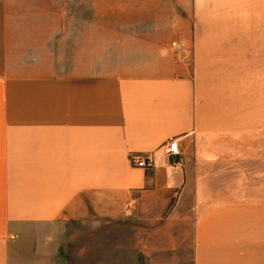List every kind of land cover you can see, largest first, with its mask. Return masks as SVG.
<instances>
[{"label": "crops", "instance_id": "1", "mask_svg": "<svg viewBox=\"0 0 264 264\" xmlns=\"http://www.w3.org/2000/svg\"><path fill=\"white\" fill-rule=\"evenodd\" d=\"M52 1L0 0V264H70L73 221L133 213L176 230L164 258L264 264V0H114L167 35L150 54Z\"/></svg>", "mask_w": 264, "mask_h": 264}, {"label": "rangeland", "instance_id": "2", "mask_svg": "<svg viewBox=\"0 0 264 264\" xmlns=\"http://www.w3.org/2000/svg\"><path fill=\"white\" fill-rule=\"evenodd\" d=\"M36 3L43 7V2ZM45 6L53 12L59 8L83 9L85 20L89 21L98 19L90 16L92 9L101 12L111 11L110 17H100L101 26L104 24V27H101L102 32L117 40H123L125 35L129 34L133 51L150 54L156 50L155 45L159 46L163 44V39H167V35L163 33L150 34L135 28L140 26L141 20L154 19L138 15L139 11L136 10L141 7L140 2H128L126 7L124 1L69 0L46 2ZM125 10L128 11L127 16H125ZM127 24L131 26H127ZM124 26L130 29V31L128 30L130 33L124 32ZM91 29L92 27L88 31L89 36L92 35ZM173 41L171 50L177 59V68L188 71L192 67L190 43L187 41L185 44H179L176 42L178 40ZM174 232L176 230L170 224H149L141 221L134 213L120 220H95L94 218L73 221L71 224L70 264H160L162 261L165 264H190L191 261L187 258L177 260L174 255L165 258L158 255L162 254L160 250L176 249L180 246L182 242L173 237L172 233Z\"/></svg>", "mask_w": 264, "mask_h": 264}, {"label": "built area", "instance_id": "3", "mask_svg": "<svg viewBox=\"0 0 264 264\" xmlns=\"http://www.w3.org/2000/svg\"><path fill=\"white\" fill-rule=\"evenodd\" d=\"M159 150L165 158L175 162L179 155L178 139L175 137L168 138ZM129 161L133 166L142 168H151L154 165L152 154H131ZM128 206L129 204H126V207Z\"/></svg>", "mask_w": 264, "mask_h": 264}]
</instances>
